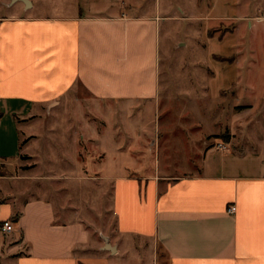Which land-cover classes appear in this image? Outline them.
Segmentation results:
<instances>
[{"label": "crops", "instance_id": "obj_1", "mask_svg": "<svg viewBox=\"0 0 264 264\" xmlns=\"http://www.w3.org/2000/svg\"><path fill=\"white\" fill-rule=\"evenodd\" d=\"M147 1L66 0L60 4L73 9L43 14L32 11L34 0H0L9 9L22 4L0 13V117L12 114L47 125L53 118L48 126L53 130L65 115L89 132L85 109L59 112L56 107L90 99L125 106L158 102L161 21L170 15L161 9V0ZM230 127L237 136L233 123ZM78 135L83 142L85 135ZM30 136L33 146L41 134ZM156 142L153 137L155 148ZM205 150L200 172H172L166 163L164 172L158 167L149 173L101 174L112 181L109 221L103 224L77 208L58 206L42 191L27 197L28 188L19 186L15 197L9 180L16 176L0 174V220L15 223L11 238L0 244V258L5 264H117L122 241L137 254L139 243L151 241V258L159 246L161 264H264V159L245 170L227 159L212 166L206 158L216 149ZM15 156L0 154V159L10 165L8 158ZM230 205L236 206L234 212L228 211Z\"/></svg>", "mask_w": 264, "mask_h": 264}, {"label": "rangeland", "instance_id": "obj_2", "mask_svg": "<svg viewBox=\"0 0 264 264\" xmlns=\"http://www.w3.org/2000/svg\"><path fill=\"white\" fill-rule=\"evenodd\" d=\"M34 1L33 12L73 9L67 3L60 4L66 0ZM0 4L3 15L22 6L17 3L9 9ZM161 9L170 17L161 21L158 102L125 106L90 99L85 104L64 101L56 107L59 112L85 109L91 121L90 133L76 122L78 119L65 115L57 119L53 130L48 127L53 118L47 125L43 120L27 123L12 114L0 117V154H17L8 158L10 165L0 159V174L16 176L9 180L15 197L19 196V186L28 188L27 197L42 191L58 206L77 208L91 221L103 224L109 221L106 210L112 202V181L101 174L149 173L158 167L164 172L166 163L171 164L172 172H200L207 146L216 149L206 158V164L212 166L227 159L245 170L255 168L258 160L262 162L264 0H161ZM231 123L237 136L231 133ZM32 131L41 137L34 138L30 146ZM78 133L85 135L83 142ZM90 136L93 139L88 143ZM153 137L157 138V148ZM228 151L245 154L228 155ZM25 174L47 178L19 176ZM4 186L5 180L1 182ZM10 238L11 233L0 230L1 245ZM121 246L124 251L116 256L117 264L162 263L159 246L157 256L151 258V241L139 243L140 254L126 241ZM5 263L1 256L0 264Z\"/></svg>", "mask_w": 264, "mask_h": 264}, {"label": "built area", "instance_id": "obj_3", "mask_svg": "<svg viewBox=\"0 0 264 264\" xmlns=\"http://www.w3.org/2000/svg\"><path fill=\"white\" fill-rule=\"evenodd\" d=\"M221 146H223V144H221ZM236 210V206L235 205H230V207L228 208L229 212H234ZM15 229V223L13 220L11 219H1L0 220V230L3 232H11Z\"/></svg>", "mask_w": 264, "mask_h": 264}]
</instances>
